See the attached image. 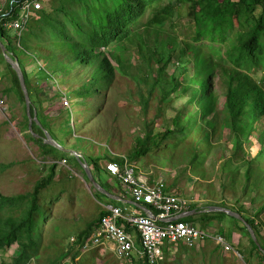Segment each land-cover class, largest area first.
Listing matches in <instances>:
<instances>
[{
    "label": "trees",
    "instance_id": "trees-1",
    "mask_svg": "<svg viewBox=\"0 0 264 264\" xmlns=\"http://www.w3.org/2000/svg\"><path fill=\"white\" fill-rule=\"evenodd\" d=\"M12 1L16 13V4L22 0H7L8 12ZM188 3L187 16L182 15L180 5ZM250 3L258 7L259 12L253 13ZM48 8L50 11L42 9L33 13V21L31 20L25 34L19 38L20 55L24 54L31 60L35 54L48 64V70L38 65L35 71L36 85L33 86L32 80L28 78L24 61L14 55L29 96L35 95L39 102L38 83L54 80V73H62L68 78L73 71L81 67L88 68L92 73L83 84V99L87 109V98L90 94L87 87L92 85L91 92L94 96L106 95L105 92L116 79L118 72L128 73V66L135 58L134 52H131L133 47L138 61L146 68L142 81L148 97L139 91L145 116L149 100L155 93H159L156 96L159 99L158 113L153 120L156 122L162 119L164 128L155 133L153 128L157 124L154 125L153 121L148 122L145 119L142 126L143 137L136 138V147L128 157L113 155L109 151L101 156H92L89 161L85 157L93 171L104 174L105 168L101 165L103 161L123 164L127 158L132 164L138 158L149 157L157 160L164 150L168 153V160L178 167L173 155L180 150L185 152V149L191 152L190 165L196 164L197 167L204 160L207 161L213 149L212 142L220 141L227 134L226 139L232 143V158L248 166L245 171L247 183L242 187L245 189V198L250 199L255 210L247 211L243 205L236 208L223 202L209 204L204 210L224 207L242 214L254 229L264 249L261 227L264 226V0H50ZM240 15H243L244 21H240ZM15 16L16 14L11 15L6 20L15 19ZM180 19H186L191 24L189 35H185L186 39L182 41L172 34ZM150 36H155L154 40ZM6 37V32L1 29L0 40L6 41L9 44L7 50L13 53L10 38ZM228 41L231 44L227 45ZM218 42L223 45H216ZM116 48L121 51H116ZM43 49L47 50V56L41 54L40 50ZM0 63L7 65L12 81L10 89L22 102L25 113L24 98L17 77L5 62L1 50ZM29 64L31 62L28 61ZM52 64H57V67L51 66ZM169 70H172L171 74L168 73ZM58 94L61 98L63 95L69 97V93L58 92L56 95ZM221 95L224 98L222 102ZM174 102H179V106L174 107L171 117L163 110L173 108ZM34 109L37 108L32 102V114ZM95 110L99 112L96 107ZM23 117L27 126V117L25 114ZM78 122L79 120H76V123ZM49 126L50 124L45 122V127ZM74 127L78 126L74 124ZM33 128L44 137L40 127L34 124ZM29 138L40 145L42 153L63 161L67 159L69 164L71 162L81 170L88 181L84 169L74 156L47 145L42 138H34L32 135H29ZM252 138L256 139L259 147L253 157L246 150V145L252 144ZM188 140H191V145L184 147ZM71 148L77 149V146ZM78 148L81 147L78 145ZM224 161V167L235 163L228 159ZM163 165L165 163H162L161 167ZM57 167L58 164L50 167L51 174L37 183L32 194L18 197L0 195V250L12 245L18 250L12 262L7 264H62L63 258H68L75 264H83L86 253H81L82 247L92 238L106 212L104 209L100 210L97 220L89 223L86 231L72 237L66 244L62 241L60 244L63 246L53 245L56 237L46 244L44 225L49 220L44 222L42 198L46 196L43 192L49 190L56 177ZM186 170L187 167L184 168V171ZM233 174L232 180L235 179ZM232 187L235 192V186ZM62 194L58 196L57 201L59 198L61 200ZM57 201L48 203L47 215L51 220L53 212L50 209H53ZM147 208L154 213L152 208ZM192 210L202 211L195 205ZM196 217L197 215L182 220L199 223L204 229H207L213 220L218 223L225 218L232 220L236 229L249 238L248 255L256 254L260 264H264V254L251 239L241 221L224 213L205 214L199 219ZM229 231L230 229H220L219 233H216L231 243L233 237ZM137 242L139 243L138 237ZM210 242L205 240V247L210 245ZM176 246L183 247L182 244ZM169 247L167 245L165 248L166 252ZM44 248L45 251L42 252ZM183 248L187 253L189 248ZM98 249L100 247H95L90 252L96 253ZM212 251L222 252L218 246ZM248 255L244 258L251 257ZM77 257L80 262L75 261ZM216 258L217 264H225L221 254H217ZM133 264L149 262L146 258H139L133 261Z\"/></svg>",
    "mask_w": 264,
    "mask_h": 264
},
{
    "label": "rangeland",
    "instance_id": "rangeland-1",
    "mask_svg": "<svg viewBox=\"0 0 264 264\" xmlns=\"http://www.w3.org/2000/svg\"><path fill=\"white\" fill-rule=\"evenodd\" d=\"M49 1L50 0H44V2L42 1L43 10L50 11V8H48ZM6 2L7 0H0V8L5 6L6 9ZM188 5L189 3L180 5L179 9L182 15L186 14ZM250 8L252 9L253 13L259 12V8L254 7L253 3H250ZM253 8L255 9L253 10ZM246 13H248L246 15L248 16L249 11L247 10ZM240 16H242L240 21H244L243 15ZM190 30L191 24L186 19H180V21H178V26L172 34L182 41L183 39H186L185 35H189ZM142 31H144V29H142ZM24 34L25 32L23 35ZM6 35L7 39L10 38V42L12 44L11 50L13 51V54L15 56L18 55L20 59L24 61L26 67L34 65L32 68H28L26 70L28 78L34 80V70L37 69L38 62H41L43 67L47 66V64L44 65L46 62H42L35 54H33L34 56L31 60L27 59L24 54L20 55V48L17 45V35L11 31L6 32ZM150 37L152 40L155 38V36ZM3 43L7 48H9V44L6 41ZM204 43H207V41H204ZM227 43V45L231 44L229 41ZM216 45L223 44L218 42ZM131 49V52H134L135 58L128 66V73L124 74L121 71L118 72L116 79H114V81L109 85V89L105 92V97L103 94L94 96L91 92L92 85L87 87L90 91V94L87 98V109L84 104L85 99H83V84L89 79L88 75H91V69H85L81 67L75 72L73 71L68 78L64 77V74L62 73L58 74L55 77L56 79L48 82V85L44 86L47 87L46 89L48 91H52V95L55 94L54 98L57 99L60 105H63V97L65 96L63 95L61 98V95L56 94L58 92L69 93V101L71 104L69 111L59 107L60 111H56V118L53 119V122H56L58 125L57 129H54V133L63 142L62 146L68 145L69 141L71 144H77L81 148H85V144L90 146V149L94 152V156H96L95 154L102 155L103 153L109 151L110 154L113 152L124 157H128L130 152H132L136 147V138L139 136L143 137L142 126L145 119L148 122L153 121L154 125L157 124L156 127L153 128L155 133L159 132V129L164 128L162 119L161 121L156 122L153 120L155 117H157L158 113L159 99L156 96H158L159 93H155L149 100L147 115L145 116L144 114L143 102L139 95V91L143 92L145 97H148L146 86L142 81V79L145 77L146 68L143 67L141 61H138L135 48L133 47ZM116 51L121 50L116 48ZM23 52L26 53V51ZM40 52L43 56H47L48 54L47 50L45 49L42 51L40 50ZM29 53H31V51H29ZM43 60H45V57ZM28 61L31 62V64L28 65ZM139 65H141V67ZM51 66L57 67V64H52ZM76 73L79 75H76ZM168 73L171 74L172 70H169ZM55 80H57L59 87L54 85V82H56ZM44 87L40 89L42 90ZM1 90L2 89H0V91ZM223 99L224 98L221 95L220 101L222 102ZM177 106H179V102H174L172 106L173 108H167L163 111L166 112V115L172 117L174 107ZM14 107L15 109H13L12 112L17 118L16 122L14 123L12 122L13 120H11L10 115L7 116L5 112H0L1 162L9 161L10 158L9 151L11 147L9 146V141H7V139H10V137L6 136V132L10 130V126H15V124L19 121L18 119L23 121V114L26 115V111L25 113L23 112V104L20 100L15 102ZM95 107L99 109L98 113L96 112ZM76 120H79V122L76 123ZM74 124H76L78 127L75 128ZM2 127L3 131L1 132ZM27 128L29 131V126ZM226 138H228L227 134H225V136L222 137L220 141L212 142L211 147L213 149L211 150L210 156L208 157L207 161L204 160L202 164L197 165V167H195L196 164H193V166L190 165L189 157L191 152L186 149L185 152H181L180 150L179 152H176L175 155H173L174 160H176L178 163V167L176 164H172V161L168 160V153L166 150L162 152L163 154L161 153L162 156H160L157 160L145 157L143 159L138 158L134 162L140 163L142 161L141 164H144L145 166H152L153 169H155V174L157 173V169H164L163 171L159 170L162 171L163 177H161L159 181L164 180L167 183V186L169 185V187H173V191L176 190V187H178L180 191L179 196L185 198V200H187L189 203L194 204L198 209L204 210V208L209 204H220L223 202L228 206H233L236 208L243 205L246 207L247 211L253 212L255 209L251 206L250 199L247 197L245 198V189L242 187L243 184L247 183L245 171H247L246 168H248V166H246L244 162H237L232 158V143ZM93 141L95 143L98 142L99 146ZM189 141L191 140H188L184 144V147L186 145H191ZM246 150L248 153H250L251 157L257 154L259 147L255 138H252V144L250 146L246 145ZM227 159L233 160L235 163L231 164L230 166H222V163L225 162L224 160ZM103 162L104 163L101 162V165L106 167L108 162ZM162 163H165L163 167H161ZM1 165L2 163H0L1 168H6V166L2 167ZM185 167H187L186 171H184ZM69 169H67L66 166L62 167V171L66 173V176L64 175V178H66L64 182H54L49 186V195L51 198H49L50 196H45L42 198L44 207V222H46L47 219L49 220L44 225L46 226V244H49L51 239L55 237L57 239H55L56 242H54L53 245L55 244L61 246L62 244L60 243H62V241L65 244L70 242L71 238L77 235V232L79 234V231H86L88 229L89 223H94L100 214V208H98L94 203L95 200L92 199V196L87 195L85 192L82 193L83 195H79L78 184H73V182L78 179L75 175L76 172L73 169L72 171ZM76 169L81 171L77 167ZM63 172H61V174H63ZM231 174L235 176V179H231ZM139 175L142 176L141 174ZM59 180H63V178L61 177ZM37 181L41 182L42 180L37 179ZM232 186H235V192ZM87 187L90 191H92L90 184H87ZM6 189H8V193H10V191H15L12 189L11 173L9 170L6 172L5 176L0 174V191L3 193V195H5ZM16 189H18V186ZM21 191L25 193L28 190L26 187H23ZM66 191H68L69 194ZM63 192H65V194H62ZM47 193L48 191H46V194ZM60 194H62L63 197L61 200L59 198L57 201V198ZM77 194L82 200L81 204H69L68 201L76 198L75 195ZM93 195L95 198L98 197L103 199V197L95 190L93 191ZM50 201H57L56 205L53 206V209H50L53 212L52 220L51 218L49 219V215H47V207ZM204 216L205 214H199L196 218L199 219ZM65 220H69L70 222L66 224ZM262 220L264 221V214L262 215ZM216 222L217 221L213 220L212 224H210L207 229L215 234H218L220 229H226L227 231L230 229L233 237V242H231V244H233L235 251H223L224 253L220 251L213 252L212 249L216 245L212 242H210L211 244H208L207 247H204L205 249H198V251L195 250L194 252L190 250L187 253L184 252L185 249L183 247L174 246L177 248L175 251L178 252L175 255H165V258L161 264H217V254L222 255V259L224 260L225 264H260L256 254L248 255V250L250 249L249 238L246 234H242L240 233V230L236 229L237 227L234 225L232 220L225 218L221 223ZM36 225L39 227L38 224ZM195 225L202 227V225L199 223H195ZM261 227L264 234V226ZM91 250L85 252L86 255L83 264H133L130 259L121 260L117 258L116 255H114L109 249L105 248L101 251L100 248L96 251V253H91ZM17 251L18 250L15 245L0 250V264L12 262L13 258L18 254ZM44 251L45 248L42 250V252ZM237 252H242V254L245 253L244 256L248 255L251 257H247L245 259L243 255L239 256ZM135 260L136 259L133 261ZM246 260H249L250 263H247ZM75 261L80 262L79 259H75ZM62 264L75 263L71 260H68V258H63Z\"/></svg>",
    "mask_w": 264,
    "mask_h": 264
},
{
    "label": "built area",
    "instance_id": "built-area-1",
    "mask_svg": "<svg viewBox=\"0 0 264 264\" xmlns=\"http://www.w3.org/2000/svg\"><path fill=\"white\" fill-rule=\"evenodd\" d=\"M14 5L12 1L9 12L5 7L3 9L6 11L0 8V30L15 33L18 39L17 45L20 47L19 38L26 32L33 13L42 10V0H22L16 4V13ZM14 14H16L15 19L6 20ZM63 98L64 107L70 108L69 97ZM0 107H5V100L1 97ZM61 164L68 167L67 160L62 161ZM105 170L120 183L126 195L136 205L152 208L154 213L151 212L156 218L137 212L126 213L124 208L118 206H105L103 207L106 212L105 217L102 218L92 238L83 245L81 253L100 247L111 250L121 260L130 259L133 262L135 258H146L149 264H161L165 257L164 248L167 245L182 244L192 248L205 240H213L225 252L235 251L233 245L223 236L198 227L195 223L184 220L164 223L178 215L190 213L194 205L185 198L170 193L164 180L150 183L136 173L134 166L128 162L127 158L123 164L108 163ZM237 253L242 256L241 252Z\"/></svg>",
    "mask_w": 264,
    "mask_h": 264
},
{
    "label": "crops",
    "instance_id": "crops-1",
    "mask_svg": "<svg viewBox=\"0 0 264 264\" xmlns=\"http://www.w3.org/2000/svg\"><path fill=\"white\" fill-rule=\"evenodd\" d=\"M3 10L6 11L5 9H3ZM42 62H44V61H42ZM38 65L41 66L42 68H44V69L46 68L48 70V64L46 67L45 66L43 67V64H41V62H38ZM44 65H46V63ZM32 66H34V65H32ZM32 66L26 67V69L32 68ZM34 71H36V70H34ZM56 75H58V74L54 75V79H56L55 78ZM50 81H53V80H50ZM50 81H48V82H50ZM55 81H56L55 83L57 85L56 84H54V85L59 87L57 80H55ZM11 82H12L11 81V75L9 73V69H8L7 65L5 63H0V89H2L0 91V97L5 100V107L0 108V112L1 113L5 112L7 116L10 115L11 120H13L12 122L14 123V122H16L17 118L15 117V115L13 114L12 111H13V109H15V107H14L15 102L19 101V99H18L16 93L10 89ZM48 82L41 81L40 83H38V88L40 90L39 91V96H40L39 102H38L37 97L35 95H33V94L31 95V100L33 102V105L37 108L36 110L35 109L34 110L37 113V118H38L41 125H38L36 123H34V124H36L38 127H40L43 130V133H44V131L50 132L56 141H58L60 144H63V142L60 140V138H58V136L54 133V129H57L58 125L56 122H53V119L56 118L55 117L56 111H60L59 107L62 109H66V108L63 107V105H60L59 102L57 101V99L54 98L55 94L52 95V91H50V90L48 91L46 89L47 87H44L45 85H48ZM32 83H33V86L36 85L35 79L34 80L32 79ZM42 87H44V89L41 90L40 88H42ZM65 93H67V92H65ZM55 104H58L59 106L55 105ZM66 111H67V109H66ZM23 112H24V108H23ZM23 116H24V114H23ZM23 119H24V117H23ZM18 120L19 121L15 124V126H10L11 127L10 130L6 132V136L10 137V139H7V141H9L8 142L9 146L11 147L10 151H9V154H10L9 155L10 156L9 161H2V162L0 161V163H2V165H1L2 167L6 166L5 169L0 167V174L5 176L6 172L8 170L10 171L11 180H12V189H14L15 191H10V193H8L7 192L8 189H6L5 195H3V193H1V191H0V195L3 197H9V196L18 197V196H24L27 194H32L34 191V187L37 185V183L39 181V180L37 181V179H41V180L46 179L52 172L50 167H52L53 164H58V167L56 168V171H55L56 177L53 180V183L54 182H61L62 183V182H64V180H66V178H64V175L66 176V173H64L62 171V167H65L63 164H61L63 160H59L55 156L42 153V149H41L40 145L37 142H35L34 140H32L31 138H29V135H32L34 138H42V136L37 131L34 130L33 126H32V131L31 130L28 131V128H27L28 125L25 126V124L22 120H20V119H18ZM45 122L50 124V126H49L50 128L45 127ZM2 131H3V127H2L1 132ZM0 135H1V133H0ZM44 135H45V133H44ZM76 137H78V136H76ZM85 138H87V137H85ZM95 144L98 145V142ZM64 146L67 149L79 152L81 155H83L86 162H87V159L89 161L92 158V156H94V154H93L94 152L90 149V146H88L86 144H85V146H86L85 149L78 148L77 144H71L69 141H68V145H64ZM73 146H77V149L71 148ZM85 151H86V153H85ZM111 153L113 155H120L118 153H113V152H111ZM95 155L101 156V154L100 155L95 154ZM120 156H122V155H120ZM41 160H43V161H41ZM143 161L146 162L145 160H143ZM102 163H104V162H102ZM141 163H142V161L140 163L133 162L131 164L134 166L136 173L138 175L141 174L142 177L147 179L150 183H155V182L159 181V179H161L162 171L164 169H160V168L157 169V173L155 174V169H153L152 166H147V165L145 166L144 164H141ZM136 164H139V165H136ZM66 168L67 169L70 168L69 169L70 171H72V169H73L76 172L75 175L78 179L75 182H73V184H75V183L78 184L79 195H83L82 193L85 192L87 195L92 196V199L95 200L94 203L97 205L98 208H100V210H102L103 207H105V206L113 205V206H118V207L124 208L126 213L137 212V213L143 214V215L146 214L144 209H147V208H144L142 206H140L141 208L136 207V204L126 195V192L123 190V187L120 185V183L118 181L114 180L109 174H107L106 170H104V174H98L97 172L93 171V168L90 167V169L93 173V176H94L95 180L97 181V183L101 186V189H103L111 197L119 198L123 201H113L111 199L106 198L105 196H103L102 194H100L98 192L97 193L99 195H101L103 197V199L98 198V197L95 198V196L93 195V191H94L93 187L91 186V184L87 180H85L81 171H78V169H76L75 165H73L71 162H70V164L68 163V167H66ZM159 170H162V171H159ZM61 172H63V174H61ZM61 177L63 178V180H59V179H61ZM83 184H84V187H83ZM87 184H90L92 191H90L88 189ZM17 186H18V189H16ZM23 187H26V189L28 191L23 193V191H21V189H23ZM167 187H168V191L170 193H173V194L179 196L180 191H179L178 187H176V190H174V191H173V187H169V185ZM46 191H48L47 194H46ZM66 192L69 194L68 191H66ZM43 194H44V196L45 195L48 196L49 190L48 189L45 190L43 192ZM77 195H75L76 198L69 200L68 203L69 204L70 203H72V204L80 203L81 204L82 200L80 199V196L78 195L79 196V198H78ZM82 197H84V196H82ZM65 221H66V224H68V222H70L69 220H65ZM82 232L79 231V234ZM77 235H78V232H77ZM208 241H211L216 246H218L214 241H212V240H208ZM205 246H206L205 241H203V242L198 243L195 247H192V248L187 247V248H189L188 252L190 250L192 252H194L195 250L198 251V249H203ZM183 247H186V246L183 245ZM218 247H220V246H218ZM165 248H167V246ZM165 248H164V255H175L178 252V251H175L177 248H175L173 246L169 247L168 252H166ZM221 250H222V252L224 251L223 249H221Z\"/></svg>",
    "mask_w": 264,
    "mask_h": 264
},
{
    "label": "water",
    "instance_id": "water-1",
    "mask_svg": "<svg viewBox=\"0 0 264 264\" xmlns=\"http://www.w3.org/2000/svg\"><path fill=\"white\" fill-rule=\"evenodd\" d=\"M0 50H1V53L4 57V59H5V62L7 64H9L10 68L13 70V72L15 73V75L17 77L19 87L22 91L23 98H24V106H25V111H26V115H27L26 117L28 120L29 130L32 131V126L34 123H36L38 125H41V124L37 118V113L34 111L32 114V100H31V96H29V92H28L27 87L25 85V80H24L22 71H21V69L17 63L16 57L14 56V54L9 53V51L7 50V47L4 45V43L1 40H0ZM44 133H45V135H44V137H42L44 143L58 149L61 152L70 154L77 159L78 163L80 164V166L84 169V171L86 173L88 182L91 184V186L93 187V189L96 192L102 194L106 198L111 199L113 201H123L119 198L111 197L108 193H106L103 189H101V186L95 180L93 173H92L89 165L85 161L83 155H81L77 151L70 150V149H67L66 147L62 146V144H60L58 141H56L54 139V137L52 136V134L50 132L44 131ZM136 207H140V206L136 205ZM144 210L148 216H151L154 219L156 218V216L150 210H148V209H144ZM212 213H224L231 218H234L238 221H241L245 225V227L247 228L251 239L259 247L260 251L264 254V249L262 248L260 242L258 241V238L256 236L254 229L246 222V218L242 214H239V213L232 211L231 209H228V208L212 207V208H208V209L198 211V212L191 211L190 213L178 215L177 217H173L172 219H169V221H164V223H168V222H172V221H176V220H182L184 218L196 216L199 214H212Z\"/></svg>",
    "mask_w": 264,
    "mask_h": 264
}]
</instances>
